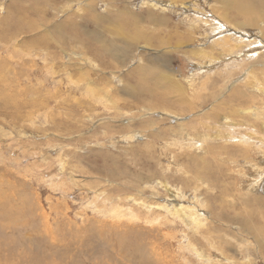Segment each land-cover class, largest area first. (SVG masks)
Returning a JSON list of instances; mask_svg holds the SVG:
<instances>
[{
	"label": "rangeland",
	"instance_id": "1",
	"mask_svg": "<svg viewBox=\"0 0 264 264\" xmlns=\"http://www.w3.org/2000/svg\"><path fill=\"white\" fill-rule=\"evenodd\" d=\"M257 1L74 0L61 29L44 0H0V264H264V234L243 227L253 207L264 224ZM124 10L163 15L169 47ZM84 28L126 35L128 61Z\"/></svg>",
	"mask_w": 264,
	"mask_h": 264
},
{
	"label": "bare ground",
	"instance_id": "2",
	"mask_svg": "<svg viewBox=\"0 0 264 264\" xmlns=\"http://www.w3.org/2000/svg\"><path fill=\"white\" fill-rule=\"evenodd\" d=\"M62 1H66L67 2V4L66 5H64V6H62V5H60L59 3L60 2H62ZM74 0H44V3H45V6H46V8L45 9H38L36 12H38L39 11V17L40 18H44V19H50V18H54L55 16H57L59 13H62L63 15H64V19L63 20H61V29H63V23L64 22H67V20H66V17H69V22H70V25H71V22H72V18H73V16L75 15V13L73 12V10L70 12L69 10H68V8L69 7H67L68 5H69V3H71V2H73ZM85 1V0H84ZM72 4V3H71ZM155 5V6H154ZM254 7H256V5H259L260 7L261 6H264V0H258L257 2H255V3H253L252 4ZM146 6H148L149 8H152V9H158L159 10V13H162V12H167V8H164L163 6H162V4H160L159 2H157V1H154V3H152V4H146ZM71 7V6H70ZM28 9V8H27ZM264 9V8H263ZM148 10V9H147ZM147 10H145V11H147ZM157 10V11H158ZM92 11V13H93V16H94V18L95 17H97L98 19H101V16H99L98 14H96V11H95V9H92L91 10ZM124 13H126L127 15H131V16H133V17H131V18H129V19H127V21H129V26L130 27H133L134 28V30H135V32L137 33V32H140V34H142L143 36L144 35H149V33H147L146 31H145V29H144V27L145 26H147V25H145L143 28H141V30L140 31H138V22L139 21H149V23H150V25H154V27H156V28H158V29H160L159 30V34H160V36H157L156 38H158L161 42H162V44H160L159 46H161V45H166L167 47H169V45L168 44H166L168 41H164L163 40V36H162V32H165L164 30H165V28H163V27H165V26H167L168 24H167V20H166V18L163 16V15H157V14H155L156 12L155 11H151V10H149L148 11V15L146 16V14H145V16H141L140 14H137L136 12H129L128 10H124L123 11ZM77 13V12H76ZM25 14V13H24ZM86 15V14H85ZM117 16H120V12H117V14H116ZM87 18V17H86ZM43 19V20H44ZM55 19V18H54ZM78 19H79V17H78ZM88 19V18H87ZM119 19V18H118ZM133 19V20H132ZM79 21V20H78ZM82 21V20H81ZM83 21H85V20H83ZM133 21V22H132ZM80 22V21H79ZM99 21L97 20V23H98ZM119 22V21H118ZM42 23H44L43 21H42ZM68 23V22H67ZM82 23V22H81ZM86 23V22H85ZM141 23V22H140ZM66 24V23H65ZM73 24V23H72ZM75 24V23H74ZM73 24V27L75 28L76 26ZM80 24V23H79ZM37 25V24H36ZM56 25V23H54V24H52L51 26L52 27H54ZM77 25V24H76ZM82 25V24H81ZM86 26V25H85ZM96 26V25H95ZM124 26V25H123ZM37 27V26H36ZM30 28H35V26H31ZM65 28H66V26H65ZM73 28V29H74ZM77 28H79L80 30L82 29V28H80L79 27V25H78V27ZM87 28V27H86ZM86 28H84L83 30L84 31H92V32H94V33H96L95 35H97V39H98V49L99 50H101L103 53H105V51L106 52H108V53H113V56L114 57H116V58H124L125 60H127L128 61V59H129V57H130V53H131V50H129V41H128V38H127V36L126 35H123L122 33H120L121 35H119L118 37H116L115 39H111V38H108L107 37V35L105 36L104 34H105V32H104V30H102V31H99L98 33H97V30H93V29H89L88 28V30H86ZM99 28H101V27H99ZM103 29H107L108 30V32H112V30L114 29V31L112 32V34H118V29H117V27L115 26V25H109V26H106V27H103ZM3 31V30H2ZM60 31V30H59ZM62 31V30H61ZM81 32V31H80ZM156 33V32H155ZM174 33H178V32H174ZM4 34V33H3ZM50 34L52 35V36H54L53 35V33L52 32H50ZM77 34V33H76ZM130 34V33H129ZM84 35H85V32H84ZM142 35H140L141 37H142ZM155 35V34H154ZM82 36V35H81ZM86 36V35H85ZM89 36V35H88ZM135 36H136V34H135ZM167 36V35H166ZM45 37V36H44ZM44 37H42V38H44ZM70 37V36H69ZM87 37V36H86ZM129 37V36H128ZM62 39H65V37H61ZM100 38L102 39V40H100ZM78 39V38H77ZM69 40H70V38H69ZM87 40V39H86ZM130 40V39H129ZM151 40H152V37L150 36L149 37V43H150V45H152V42H151ZM68 41V40H67ZM66 41V42H67ZM81 41V40H80ZM75 42V41H74ZM73 42V43H74ZM164 42H166V43H164ZM67 43H69L70 44V42L68 41ZM72 43V44H73ZM85 43V42H84ZM84 43H82V44H84ZM136 43V42H135ZM138 43V42H137ZM82 44H80L81 45V47H82ZM97 44V43H96ZM71 45V44H70ZM111 45H112V48H111ZM131 46V45H130ZM123 47V49H121ZM89 48H90V46H89ZM89 48H87V49H89ZM175 48H178V46L177 45H175ZM13 49V48H12ZM12 51H14V50H12ZM90 51V50H89ZM98 52H100V51H98ZM18 53V52H17ZM97 53V52H96ZM101 54V53H100ZM167 54V53H166ZM106 56V55H105ZM2 57V56H1ZM0 57V58H1ZM153 56H150L149 57V61H151V62H149L150 64H152L153 63V61L154 60H157V59H159L162 63H166L167 62V64L168 65H170L171 64V59H169V53L165 56V55H163V56H158V55H155V57L154 58H152ZM113 59V58H112ZM9 60V59H8ZM123 60V59H122ZM102 61V60H101ZM114 61H115V59H114ZM120 61V60H119ZM8 62V61H7ZM19 62V61H18ZM121 62V61H120ZM102 63V62H101ZM113 64V63H112ZM115 64V63H114ZM119 64V63H118ZM47 65H50V61L47 63ZM46 65V66H47ZM146 65H148V64H146ZM105 66V65H104ZM144 66H145V64H144ZM4 67V66H3ZM110 67V66H109ZM159 67V66H158ZM108 68V67H107ZM168 68V67H167ZM10 69L11 70H13L11 67H10ZM156 69V68H155ZM158 70V69H157ZM160 71V70H159ZM165 71V70H164ZM81 75H82V79H84V83H85V85H86V89L88 90V91H90V92H92L93 94H95L94 92H93V89H94V85L96 84L95 83V81L93 80V79H90L89 78V76H88V74L85 72V71H81ZM153 75V74H152ZM174 74H170V72L168 71L167 73L165 72V74H163V75H161L160 77H158V81L160 82V87H162L161 85H163V87L166 89L168 86H167V84H174V76H173ZM74 76V75H73ZM72 76V77H73ZM146 76V75H145ZM68 77H69V75H68ZM143 78H144V76H142ZM163 78V79H162ZM145 79H147V76L145 77ZM129 83H127V85H128ZM126 86V85H125ZM147 92H149V93H151V92H153L152 90H151V88H150V86H147L146 87V89H145ZM104 96V95H103ZM106 99V98H105ZM107 99H108V97H107ZM110 101V100H109ZM107 102V101H106ZM111 104H113V103H115V101H111L110 102ZM107 105H109V103L107 102L106 103ZM107 107V106H106ZM249 110V109H248ZM226 145V144H225ZM223 151V150H222ZM243 153H245V152H243ZM241 154L239 153V151L238 150H234L233 152H231V156L233 157V158H238L239 156H240ZM246 157H248L249 155L247 154V153H245L244 154ZM232 157H231V159H232ZM221 158H223V157H221ZM227 159V158H226ZM236 162V161H235ZM237 163V162H236ZM113 171V170H112ZM248 194H250V193H247L246 195H248ZM0 199H1V197H0ZM247 202L249 203V202H251V201H249L248 199H247ZM255 205V204H254ZM252 206V205H251ZM248 207V206H247ZM257 207V206H256ZM0 208H3V205L1 204L0 205ZM255 209V207H253L252 208V212L251 213H249V214H247V219H246V221L243 223V227L245 228V230L254 238V240H257L258 242H260V243H262V235L264 234V229H262V227H264V224H262V226H260L261 228H259V226L258 225H255V224H253L251 221H257V218H256V216L253 214V210ZM263 209V208H262ZM177 211H179V209H177ZM250 212V211H249ZM0 214H1V211H0ZM5 214V213H4ZM4 214H2V215H4ZM263 214V213H262ZM115 215V214H114ZM112 216V215H111ZM262 216H264V215H262ZM115 220V219H114ZM109 222H111V221H109ZM263 222V221H262ZM113 224V223H112ZM116 226V225H115Z\"/></svg>",
	"mask_w": 264,
	"mask_h": 264
}]
</instances>
